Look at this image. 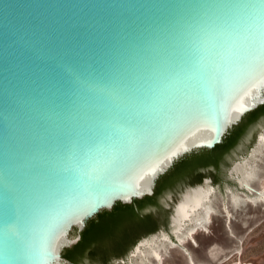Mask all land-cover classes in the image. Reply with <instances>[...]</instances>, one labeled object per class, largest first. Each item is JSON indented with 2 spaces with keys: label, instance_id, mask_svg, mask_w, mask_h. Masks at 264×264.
<instances>
[{
  "label": "water",
  "instance_id": "obj_1",
  "mask_svg": "<svg viewBox=\"0 0 264 264\" xmlns=\"http://www.w3.org/2000/svg\"><path fill=\"white\" fill-rule=\"evenodd\" d=\"M239 2L264 13V0H0V264H41L66 236L69 264L90 219L154 195L264 105V43L217 55L202 31ZM242 162L228 175L249 195ZM186 192L171 231L134 254L154 236L187 250L173 231Z\"/></svg>",
  "mask_w": 264,
  "mask_h": 264
},
{
  "label": "rangeland",
  "instance_id": "obj_2",
  "mask_svg": "<svg viewBox=\"0 0 264 264\" xmlns=\"http://www.w3.org/2000/svg\"><path fill=\"white\" fill-rule=\"evenodd\" d=\"M248 126L236 145L222 159L218 180L213 179L209 183L197 181L181 184L175 190H167L161 195L159 202L163 210L148 208L143 212L145 214L152 211L158 214L163 222L159 230L150 234H157L161 230L170 232L173 208L181 199L182 194L191 186L202 184L209 187L212 190V203L215 211L204 228L199 229L182 242L187 250L164 241L165 248H161V260L152 256L146 259L140 252L134 254L135 246L141 239L150 235L147 234L140 238L125 256L113 259L109 264H143L142 258L146 261L145 264H264V202L254 203L245 199L244 202L235 205L227 193L228 189H234L242 197L248 196L244 189H239L236 180L228 175V169L237 160L244 162L251 159L249 163L256 162L259 175L251 183L256 190L264 188V148L261 152L256 151V155L253 156V150L259 145V135L263 131L264 115ZM256 193H249V196L253 197ZM70 234L75 237L77 228ZM145 248L144 246L141 250L148 249ZM69 264L75 263L71 261ZM80 264L104 263L103 259L95 260L88 255Z\"/></svg>",
  "mask_w": 264,
  "mask_h": 264
},
{
  "label": "trees",
  "instance_id": "obj_3",
  "mask_svg": "<svg viewBox=\"0 0 264 264\" xmlns=\"http://www.w3.org/2000/svg\"><path fill=\"white\" fill-rule=\"evenodd\" d=\"M263 115L264 105L247 114L222 144L212 150L195 152L182 158L161 177L154 195L133 204L119 203L112 210H104L90 219L79 242L65 249L64 257L80 264L91 255L95 260L103 259L104 264H109L111 260L125 256L140 238L156 232L163 224L158 214L143 212L148 208L163 210L159 202L161 195L167 190H175L181 184L202 182L212 175L218 180L224 156L236 145L248 125Z\"/></svg>",
  "mask_w": 264,
  "mask_h": 264
},
{
  "label": "bare ground",
  "instance_id": "obj_4",
  "mask_svg": "<svg viewBox=\"0 0 264 264\" xmlns=\"http://www.w3.org/2000/svg\"><path fill=\"white\" fill-rule=\"evenodd\" d=\"M263 148L264 132L260 135V142L259 146L257 147V152H261ZM255 152L253 153V156L256 155ZM258 175L259 171L256 162L252 164L249 163L248 160H245L242 163H237L232 169V176L236 177L241 185L246 187L252 186L251 182L254 181ZM256 192V195L253 197L249 195L247 197H242L241 195L234 193L231 195L230 200L235 205L244 202L245 199L249 201L251 200L254 203L264 202V188L261 190H256ZM214 211L215 209L212 203L211 189L198 187L192 191L186 192L184 198L176 210V216L173 221L175 225L173 231L179 238L180 242H184L199 229L204 228L206 224L210 222ZM188 222L191 223V225L186 231H183L181 234H179V232H181L184 228V224ZM166 237H168V234H166ZM66 242L67 236L56 246V248L43 260L41 264H65L59 260L58 251ZM143 245L148 249H138L137 251L138 253L140 252L142 254V257L144 256V258L147 259L149 256H152L157 260H161V248H165V243L161 238L157 239V237L154 236L151 239L143 241ZM144 258H142L143 264L146 263Z\"/></svg>",
  "mask_w": 264,
  "mask_h": 264
},
{
  "label": "snow or ice",
  "instance_id": "obj_5",
  "mask_svg": "<svg viewBox=\"0 0 264 264\" xmlns=\"http://www.w3.org/2000/svg\"><path fill=\"white\" fill-rule=\"evenodd\" d=\"M219 7L224 9L223 15L217 18L219 22L209 17L202 29L213 42L217 55H221L226 47L235 50L241 41L249 47L264 43V13L257 4L239 2Z\"/></svg>",
  "mask_w": 264,
  "mask_h": 264
},
{
  "label": "flooded vegetation",
  "instance_id": "obj_6",
  "mask_svg": "<svg viewBox=\"0 0 264 264\" xmlns=\"http://www.w3.org/2000/svg\"><path fill=\"white\" fill-rule=\"evenodd\" d=\"M206 178H211L212 180H213V179L216 180L214 175H212V176H210V177H206Z\"/></svg>",
  "mask_w": 264,
  "mask_h": 264
}]
</instances>
